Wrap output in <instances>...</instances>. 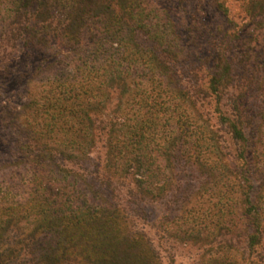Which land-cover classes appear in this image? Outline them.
Returning a JSON list of instances; mask_svg holds the SVG:
<instances>
[{"label":"trees","instance_id":"1","mask_svg":"<svg viewBox=\"0 0 264 264\" xmlns=\"http://www.w3.org/2000/svg\"><path fill=\"white\" fill-rule=\"evenodd\" d=\"M244 10L252 21L246 39L252 48L244 54L252 62L264 43V0H244ZM176 27L152 0H0V40L22 44L30 58L43 57L36 68L42 78L33 87L29 79V100L20 112L25 120L17 164L29 167L33 192L0 216V264H161L126 209L100 190L89 191L85 175L63 163H77L101 144L110 185L112 175L130 179L133 195L167 191L182 161L205 167L211 185L238 191L229 207L239 203L254 227L247 235L250 255L262 245L264 170L257 187L247 159L246 99L257 81L264 89V75L239 83L231 49L220 46L206 87H183ZM224 136L236 146L240 168L232 166ZM254 142L264 165V136ZM229 212L224 209L216 224L222 236L234 232L224 222ZM208 243L204 264H249Z\"/></svg>","mask_w":264,"mask_h":264},{"label":"rangeland","instance_id":"2","mask_svg":"<svg viewBox=\"0 0 264 264\" xmlns=\"http://www.w3.org/2000/svg\"><path fill=\"white\" fill-rule=\"evenodd\" d=\"M152 1L166 10L177 26L183 50L177 70L183 87L190 90L206 87L213 57L220 46L231 49L229 56L233 60L235 79L239 83H244L250 77L256 81L264 75V58L258 63L264 57V43L255 48L256 52L260 51V58L256 61L247 62L244 54L247 49L252 48L246 40L250 36L252 21L244 10V0ZM218 3H224L228 12L219 8ZM141 38L145 42L146 37ZM28 53L29 50L24 49L22 44L14 46L5 39L0 40V216L14 201L26 202L33 192L29 167L23 163L17 164L18 146L23 141L25 120L20 112H23V107L29 100V90L33 85L39 84L43 75L41 69H36L43 59L42 55L30 58ZM31 77L35 79L31 83L32 87L29 86ZM248 93L250 97L246 99V116L251 118L248 135L252 146L248 149L247 159L254 170L253 177L258 187L264 165L254 155V141L264 136L263 86L257 81L253 90ZM204 110L213 111V105H206ZM16 116L20 119L15 120ZM223 141L230 148L232 166L240 168L243 161H237L234 155L236 146L226 136ZM104 158L105 150L101 144L77 163H63L85 175L84 185L89 191L100 190L108 201L126 209L132 217L131 225L145 232L154 243L160 254L161 264H204L211 249L208 241L212 240L215 241L214 248L219 246L227 254L234 253L240 261L244 260V256L250 259L249 264H264V235L262 245L250 255L247 235L254 231V227L249 218L242 216L239 203L229 207L237 203L238 191H225L211 185V177L205 167L199 168L191 160L176 164L170 174L172 182L168 190L153 197L139 191L137 195H133L130 191L133 188L130 179L112 175L110 185L103 168ZM256 194L257 191H253V195ZM226 208L232 212H229L224 222L234 232L222 236L218 233L216 224L222 222L221 215ZM22 225L27 223L24 221ZM209 231L213 233L210 239L206 238ZM226 242L233 247L225 246Z\"/></svg>","mask_w":264,"mask_h":264}]
</instances>
